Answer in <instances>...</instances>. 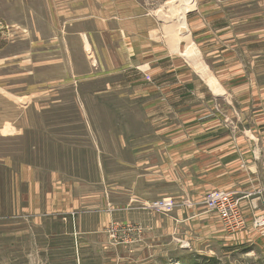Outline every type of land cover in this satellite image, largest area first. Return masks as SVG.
I'll list each match as a JSON object with an SVG mask.
<instances>
[{"label": "rangeland", "instance_id": "obj_1", "mask_svg": "<svg viewBox=\"0 0 264 264\" xmlns=\"http://www.w3.org/2000/svg\"><path fill=\"white\" fill-rule=\"evenodd\" d=\"M29 1L0 0V172L35 171L48 187L57 176L80 199L78 264H264L263 240L234 243L251 223L227 176L153 150L182 114L120 96L140 87L97 75L81 42L47 35ZM182 2L169 4L172 17ZM239 7L256 14L264 60V0ZM254 225L264 237V219Z\"/></svg>", "mask_w": 264, "mask_h": 264}, {"label": "crops", "instance_id": "obj_2", "mask_svg": "<svg viewBox=\"0 0 264 264\" xmlns=\"http://www.w3.org/2000/svg\"><path fill=\"white\" fill-rule=\"evenodd\" d=\"M38 1L47 35L66 47L81 42L87 67L110 83L140 87L120 96L182 114L153 150L168 164L180 153L201 173L227 176L251 223L234 243H264L253 232L264 219V60L250 25L256 14L239 7L249 0H183L175 17L174 0ZM56 177L48 187L35 171L0 172V264H78L80 199Z\"/></svg>", "mask_w": 264, "mask_h": 264}, {"label": "bare ground", "instance_id": "obj_3", "mask_svg": "<svg viewBox=\"0 0 264 264\" xmlns=\"http://www.w3.org/2000/svg\"><path fill=\"white\" fill-rule=\"evenodd\" d=\"M191 43V42H190ZM193 50V49H192ZM194 52V51H193ZM195 53V52H194ZM204 70V69H203ZM206 75V74H205Z\"/></svg>", "mask_w": 264, "mask_h": 264}]
</instances>
